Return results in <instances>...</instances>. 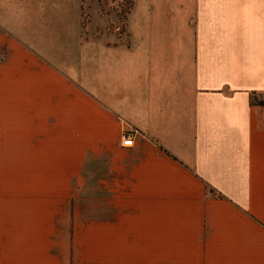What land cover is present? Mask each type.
I'll list each match as a JSON object with an SVG mask.
<instances>
[{
    "label": "crops",
    "instance_id": "crops-1",
    "mask_svg": "<svg viewBox=\"0 0 264 264\" xmlns=\"http://www.w3.org/2000/svg\"><path fill=\"white\" fill-rule=\"evenodd\" d=\"M104 1L0 0V264H264V0Z\"/></svg>",
    "mask_w": 264,
    "mask_h": 264
},
{
    "label": "built area",
    "instance_id": "built-area-1",
    "mask_svg": "<svg viewBox=\"0 0 264 264\" xmlns=\"http://www.w3.org/2000/svg\"><path fill=\"white\" fill-rule=\"evenodd\" d=\"M258 100L261 103H264V93L258 97ZM122 145L128 148L133 147L135 145L134 136L130 134H124L122 137Z\"/></svg>",
    "mask_w": 264,
    "mask_h": 264
},
{
    "label": "rangeland",
    "instance_id": "rangeland-1",
    "mask_svg": "<svg viewBox=\"0 0 264 264\" xmlns=\"http://www.w3.org/2000/svg\"><path fill=\"white\" fill-rule=\"evenodd\" d=\"M105 1H108V0H105ZM121 2H122V4L120 5V7H118V5H117L116 2H115V4H111V3H109V4L110 5H113L120 12L122 21H124L125 20L126 13L129 11V8L131 6V0H123Z\"/></svg>",
    "mask_w": 264,
    "mask_h": 264
},
{
    "label": "trees",
    "instance_id": "trees-1",
    "mask_svg": "<svg viewBox=\"0 0 264 264\" xmlns=\"http://www.w3.org/2000/svg\"><path fill=\"white\" fill-rule=\"evenodd\" d=\"M131 4H132V0H131ZM129 10H130V8H129Z\"/></svg>",
    "mask_w": 264,
    "mask_h": 264
}]
</instances>
